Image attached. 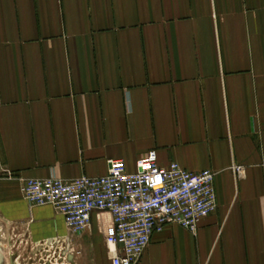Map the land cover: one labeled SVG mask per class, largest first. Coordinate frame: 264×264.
<instances>
[{
    "label": "crops",
    "instance_id": "0c3cea01",
    "mask_svg": "<svg viewBox=\"0 0 264 264\" xmlns=\"http://www.w3.org/2000/svg\"><path fill=\"white\" fill-rule=\"evenodd\" d=\"M152 151L214 172L218 209L154 234L139 264H264V0H0L3 227L66 236L24 181L135 172ZM77 238L111 264L96 221Z\"/></svg>",
    "mask_w": 264,
    "mask_h": 264
},
{
    "label": "built area",
    "instance_id": "2783aa9c",
    "mask_svg": "<svg viewBox=\"0 0 264 264\" xmlns=\"http://www.w3.org/2000/svg\"><path fill=\"white\" fill-rule=\"evenodd\" d=\"M232 172L237 180L246 177L245 166ZM22 193L31 206H52L64 218L70 242L96 221L111 264H139L154 234L173 225L195 235L218 209L214 172H189L178 163L161 167L156 151L142 157L135 172L112 160L105 176L28 179Z\"/></svg>",
    "mask_w": 264,
    "mask_h": 264
},
{
    "label": "rangeland",
    "instance_id": "374dc122",
    "mask_svg": "<svg viewBox=\"0 0 264 264\" xmlns=\"http://www.w3.org/2000/svg\"><path fill=\"white\" fill-rule=\"evenodd\" d=\"M3 225L0 221V264H95L93 254L81 247L78 238L70 242L63 236L53 244L35 243L24 226L9 229ZM100 260L108 262L103 256Z\"/></svg>",
    "mask_w": 264,
    "mask_h": 264
},
{
    "label": "flooded vegetation",
    "instance_id": "af4514ba",
    "mask_svg": "<svg viewBox=\"0 0 264 264\" xmlns=\"http://www.w3.org/2000/svg\"><path fill=\"white\" fill-rule=\"evenodd\" d=\"M60 259H61V257H60ZM65 259V258H64Z\"/></svg>",
    "mask_w": 264,
    "mask_h": 264
}]
</instances>
